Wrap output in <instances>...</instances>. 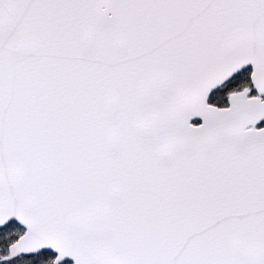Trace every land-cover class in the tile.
Here are the masks:
<instances>
[{"label": "snow or ice", "instance_id": "snow-or-ice-1", "mask_svg": "<svg viewBox=\"0 0 264 264\" xmlns=\"http://www.w3.org/2000/svg\"><path fill=\"white\" fill-rule=\"evenodd\" d=\"M0 264H264V0H0Z\"/></svg>", "mask_w": 264, "mask_h": 264}]
</instances>
